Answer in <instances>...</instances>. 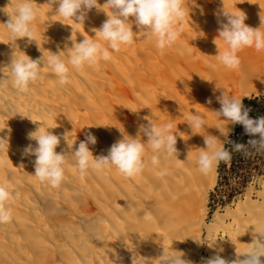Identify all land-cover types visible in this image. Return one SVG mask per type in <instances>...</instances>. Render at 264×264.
Masks as SVG:
<instances>
[{
	"label": "bare ground",
	"instance_id": "6f19581e",
	"mask_svg": "<svg viewBox=\"0 0 264 264\" xmlns=\"http://www.w3.org/2000/svg\"><path fill=\"white\" fill-rule=\"evenodd\" d=\"M17 2L13 0V4ZM34 2L37 37L46 53L66 51L64 44L72 32L66 24L76 27L77 42L85 38L79 35L83 33L107 46L91 31L108 19L104 12L93 9L84 26L58 16L63 23L48 26L49 15L57 6L52 8L47 0ZM105 3L99 0L101 6ZM184 4L186 17L179 40L164 49L163 55L154 40L146 41L137 34L131 46L122 45L119 52L109 49L110 61L86 66L80 72L70 69L71 83L66 86H59L48 67L41 70V79L28 94L17 93L10 81H4L0 88V138L6 140L0 147V184L13 193V220L0 225V264H132L126 243L151 260L161 254L162 242L170 250L183 252L192 264H203L217 252L227 260L234 259L233 241L243 251L252 242L255 226L264 228V185L259 190L249 189L244 201L238 200L234 208L217 211L209 219L218 166L207 175L199 171L197 148L205 147L204 139L192 135L186 123L192 113L203 114L208 126L201 133L217 136L223 144L225 137L215 126L227 122L212 112L221 107L216 97L222 89L242 101L264 94V50L244 48L238 53L239 68L227 69L216 57L218 48L213 42L218 36L216 13L223 8L222 0H184ZM225 4L230 11L244 12L247 25L260 26L264 0H225ZM5 6H10V0H0V7ZM7 19L0 13V67L9 62L12 52L3 25ZM133 31H137L135 25ZM26 41H17L20 50L32 59L39 58L42 53L36 44L27 45ZM217 42L221 51L227 50L222 40ZM68 45L71 47V42ZM67 55L62 58L66 60ZM28 117L47 125L54 134L70 132L74 147L91 132L97 138L95 145H89L94 156L107 155L111 145L123 138L117 127L136 137L139 125L147 124L144 118L150 117L158 126L173 124L179 155L161 158L155 167L149 162L141 174L126 178L114 166L90 170L81 177L69 154L65 180L52 188L34 176L35 157L22 155L24 147L36 143L26 138L37 127ZM235 126L228 125L229 137ZM141 139L147 141V137ZM66 149L61 139L56 151L64 153ZM189 149H193L192 157L186 160ZM151 155L146 151V157ZM145 213L151 221H144Z\"/></svg>",
	"mask_w": 264,
	"mask_h": 264
},
{
	"label": "clouds",
	"instance_id": "9594fccd",
	"mask_svg": "<svg viewBox=\"0 0 264 264\" xmlns=\"http://www.w3.org/2000/svg\"><path fill=\"white\" fill-rule=\"evenodd\" d=\"M222 2L223 8L216 13L219 24L218 36L213 41L218 48L216 57L227 69H237L241 64L238 53L244 48L254 47L257 52L264 50V7L260 6V26L253 28L245 23L247 16L244 12L230 11L227 9L225 0ZM46 4L52 8L57 6L54 12L52 11L53 14L49 15L48 26L56 21L62 22V20L74 21L75 24L84 26L88 13L93 9L104 12L108 19L99 28H92L91 31L96 34L95 37L105 41L107 46L102 45L99 40L89 39L83 33L79 35H83L85 38L77 42L76 27L74 24H66L72 28L71 35L67 37L64 44L66 51H59L57 54L47 50L46 53L41 48L40 40L37 37L35 27L37 8L34 0H18L15 4H13V0H10V6L0 7V13L8 17L3 25L7 29L11 41L7 44L12 49L9 62L0 67V73L3 74L0 76V88L5 86L4 81L7 80L10 81L17 93L28 94L31 86L41 79V70L45 67L51 69L59 86H66L71 83L70 69L80 72L86 66L94 67L101 61H110L112 55L109 49L119 52L122 45L131 46L137 34H142L146 41L154 40L156 47L161 50L160 54L163 55L164 49L172 47L178 42L186 17L184 0H106L102 6L99 4V0H47ZM10 7L12 11H9ZM57 16L62 20H57ZM133 25L137 31H133ZM22 38H27V45L35 43L42 55L32 59L21 51L17 41ZM218 40H222L227 45V50L221 51ZM68 42H71V47ZM17 49H19V54ZM64 53L68 54L66 60L62 58ZM202 79L204 78L202 77ZM222 90L221 95L216 97L221 107L212 112L218 119L224 117L223 121L227 122L224 125L217 124L215 126L219 133L225 137L223 144L218 143L221 140L217 136L201 133L200 130L208 126L203 114L192 113L186 119L192 135L203 136L205 147L197 148V165L199 171L205 175L209 174L220 162H229L233 152L240 153L246 158L254 154H264V117L250 118V109L243 105L242 98L230 97L227 90ZM207 103L211 104L212 100L209 99ZM129 109L134 113L137 112ZM28 118L37 127L36 130L29 131L26 138L36 143L35 145L29 143L24 147L22 155L35 157L33 161L34 176L40 183L52 188L60 187L65 180V166L69 154L81 177L90 170L99 171L114 166L126 178H134L141 174L149 162L155 167L160 164L161 158L169 159L179 155L176 147L177 132L172 131L173 124L167 123L158 126L153 123L150 117L144 118L148 121L147 124L139 125L136 137L128 135L124 128L117 127L123 138L111 145L107 155L99 156H94L89 148V145L97 143V138L91 132L86 133L85 140L80 141L78 147H74L76 141L75 143L70 141V132L65 131L62 136L57 135L49 131L51 128L47 125ZM237 124L243 126L247 135L254 137L249 139L247 144L228 139L231 132L228 125ZM141 137H147V141L143 142ZM61 139L67 145L64 153L56 151L61 144ZM4 140L6 139L0 138V147L3 146ZM226 144L231 146L230 150L225 147ZM148 150L153 153L150 157H146ZM192 151L193 149L188 150L186 160L191 159ZM260 180L264 182V177ZM15 195L18 196V193ZM12 200L13 193L6 185L0 184V225H6L13 220V210L10 207ZM143 219L149 222L152 217L145 213ZM139 237L144 239L140 234ZM233 243L236 245L234 259L227 260L217 252L212 257L204 259L203 264H264V260L261 259L264 257V228L258 229L255 226L252 232V242L246 244L247 247L243 251L240 250L239 244L235 241ZM126 245L132 253V264H156V261H159V264H192L191 260L184 258L183 252L173 248L170 250L163 242L161 243V254L158 258L151 260L140 256L135 248L127 243ZM208 246L213 247L210 243ZM219 251H223V249L221 248ZM117 259L120 258L117 257Z\"/></svg>",
	"mask_w": 264,
	"mask_h": 264
},
{
	"label": "trees",
	"instance_id": "16d2710c",
	"mask_svg": "<svg viewBox=\"0 0 264 264\" xmlns=\"http://www.w3.org/2000/svg\"><path fill=\"white\" fill-rule=\"evenodd\" d=\"M243 105L250 109V118L256 119L264 117V94L259 96H252L243 99ZM244 131L242 125L237 124L234 132L230 135L229 139L237 143L247 144L249 139H252ZM229 150L231 146L226 144ZM264 173V154H254L250 157H244L240 153L233 152L232 158L229 162H220L218 165V182L215 190L211 193L210 201L214 202L216 194L219 190H226L225 195L227 200L221 199V202H229L232 200L236 192L252 178V176L260 175ZM232 177H238L239 186L238 188L231 187L230 180Z\"/></svg>",
	"mask_w": 264,
	"mask_h": 264
},
{
	"label": "rangeland",
	"instance_id": "374dc122",
	"mask_svg": "<svg viewBox=\"0 0 264 264\" xmlns=\"http://www.w3.org/2000/svg\"><path fill=\"white\" fill-rule=\"evenodd\" d=\"M264 177V173L260 174V175H253L252 178L247 182V184L243 187H241L236 194L234 195V197L232 198V200H230L229 202H225L224 204L221 202V199L223 198V200H227V196L225 195V191L224 189L219 190L216 194V199L214 202H211L209 200V219L212 217V215L215 212H224L225 209L229 206H231V208H234L239 201H244L245 200V195L248 193L249 189H261L264 185V182H262L260 180V178ZM230 184L231 187L233 188H238L239 186V179L238 177H232L230 180ZM256 189V190H257ZM215 190V188L211 191V193ZM211 196V195H210ZM211 199V198H210ZM239 200V201H238Z\"/></svg>",
	"mask_w": 264,
	"mask_h": 264
}]
</instances>
